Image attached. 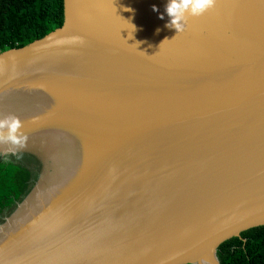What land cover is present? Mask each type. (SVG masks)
Segmentation results:
<instances>
[{
	"label": "water",
	"instance_id": "obj_1",
	"mask_svg": "<svg viewBox=\"0 0 264 264\" xmlns=\"http://www.w3.org/2000/svg\"><path fill=\"white\" fill-rule=\"evenodd\" d=\"M167 3L62 0L58 27L0 51V118L54 158L0 264H220L264 225V0L180 33Z\"/></svg>",
	"mask_w": 264,
	"mask_h": 264
},
{
	"label": "trees",
	"instance_id": "obj_2",
	"mask_svg": "<svg viewBox=\"0 0 264 264\" xmlns=\"http://www.w3.org/2000/svg\"><path fill=\"white\" fill-rule=\"evenodd\" d=\"M62 19V0H0V51L40 38L58 27ZM34 150L43 156L45 175L53 166V158L41 148ZM21 164L0 159V214L28 190L31 172ZM216 257L220 264H264V225L224 240L217 246Z\"/></svg>",
	"mask_w": 264,
	"mask_h": 264
},
{
	"label": "clouds",
	"instance_id": "obj_3",
	"mask_svg": "<svg viewBox=\"0 0 264 264\" xmlns=\"http://www.w3.org/2000/svg\"><path fill=\"white\" fill-rule=\"evenodd\" d=\"M215 5L216 0H168L165 12L170 20L166 27L174 28L176 33L183 32L189 17L202 16ZM153 10H156L155 6ZM160 18L163 19V15ZM22 127V121L15 115L0 118V145H11L9 151L13 154L27 147L28 136Z\"/></svg>",
	"mask_w": 264,
	"mask_h": 264
},
{
	"label": "rangeland",
	"instance_id": "obj_4",
	"mask_svg": "<svg viewBox=\"0 0 264 264\" xmlns=\"http://www.w3.org/2000/svg\"><path fill=\"white\" fill-rule=\"evenodd\" d=\"M27 152H30L32 155H29ZM0 159L12 160V162H16L18 164L22 163V166H27L26 170L29 172V174L31 172V179L27 192L21 197L19 201L16 202V204H14V206L0 214L1 231L2 228L7 227L11 223L15 215L21 210L20 207H18V204L22 200L26 199L29 194L34 192V190L38 187L44 174V167L41 165V160H43L42 154L39 151L30 148L18 150L15 154L9 150L3 152L2 148H0Z\"/></svg>",
	"mask_w": 264,
	"mask_h": 264
},
{
	"label": "bare ground",
	"instance_id": "obj_5",
	"mask_svg": "<svg viewBox=\"0 0 264 264\" xmlns=\"http://www.w3.org/2000/svg\"><path fill=\"white\" fill-rule=\"evenodd\" d=\"M50 155H51V154H50ZM51 156H52V155H51ZM52 158H53V156H52ZM53 161H54V158H53ZM57 181H58V180H57ZM60 182H61V181H59L58 183H56V186L59 185Z\"/></svg>",
	"mask_w": 264,
	"mask_h": 264
}]
</instances>
